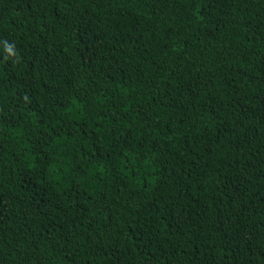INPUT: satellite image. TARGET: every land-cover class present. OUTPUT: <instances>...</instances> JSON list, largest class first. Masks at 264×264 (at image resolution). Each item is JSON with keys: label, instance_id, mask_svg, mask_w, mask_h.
Returning <instances> with one entry per match:
<instances>
[{"label": "trees", "instance_id": "trees-1", "mask_svg": "<svg viewBox=\"0 0 264 264\" xmlns=\"http://www.w3.org/2000/svg\"><path fill=\"white\" fill-rule=\"evenodd\" d=\"M0 264H264V0H0Z\"/></svg>", "mask_w": 264, "mask_h": 264}]
</instances>
